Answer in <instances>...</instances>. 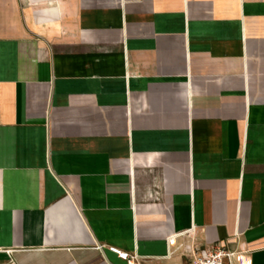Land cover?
<instances>
[{"label": "crops", "instance_id": "obj_1", "mask_svg": "<svg viewBox=\"0 0 264 264\" xmlns=\"http://www.w3.org/2000/svg\"><path fill=\"white\" fill-rule=\"evenodd\" d=\"M264 264V0H0V264Z\"/></svg>", "mask_w": 264, "mask_h": 264}, {"label": "built area", "instance_id": "obj_2", "mask_svg": "<svg viewBox=\"0 0 264 264\" xmlns=\"http://www.w3.org/2000/svg\"><path fill=\"white\" fill-rule=\"evenodd\" d=\"M227 244H215L204 248L196 245L187 247L186 254H190L188 264H244L243 259L247 257L249 251L245 247L232 250ZM110 251L127 264H141V261H145L137 254H130L114 247H111Z\"/></svg>", "mask_w": 264, "mask_h": 264}]
</instances>
